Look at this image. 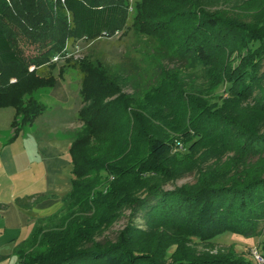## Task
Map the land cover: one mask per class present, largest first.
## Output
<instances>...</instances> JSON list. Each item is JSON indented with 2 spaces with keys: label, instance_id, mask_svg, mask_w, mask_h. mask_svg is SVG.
I'll list each match as a JSON object with an SVG mask.
<instances>
[{
  "label": "trees",
  "instance_id": "16d2710c",
  "mask_svg": "<svg viewBox=\"0 0 264 264\" xmlns=\"http://www.w3.org/2000/svg\"><path fill=\"white\" fill-rule=\"evenodd\" d=\"M126 1L0 0V109L15 108L16 135L45 109L32 94L55 86L53 58L69 41L125 32ZM162 1L138 4L133 28L156 39L169 60L200 68L211 85L200 89L180 70L166 74L161 91L145 98L146 117L133 97L124 101L121 94L116 102L106 100L109 95L94 98L91 83L114 94L119 89L108 68L81 62L82 96L89 105L80 112L86 127L72 142V188L62 198V209L38 219L30 237L15 247L17 264H253L231 251L200 253L194 244L214 248L223 234L260 233L263 170L235 178L233 166L232 174L219 176L215 162L230 135L238 142L244 139L248 153L264 149L254 148L264 144V26H255L237 10H209L204 0H186L184 9L171 12ZM13 13L27 32L25 41L36 48L32 55L16 46L9 29ZM32 65L40 72L31 73ZM46 66L48 76L41 74ZM203 93L208 94L202 103ZM118 117L125 118L120 131L103 130ZM155 118L170 120L172 132L150 123ZM176 140L186 142L187 152L177 150ZM194 172V184L163 188ZM47 198L28 196L16 203L32 210ZM126 210L128 222L116 239L97 240ZM254 214H259L256 224ZM140 215L143 226L136 223ZM7 258L0 255V262Z\"/></svg>",
  "mask_w": 264,
  "mask_h": 264
},
{
  "label": "rangeland",
  "instance_id": "374dc122",
  "mask_svg": "<svg viewBox=\"0 0 264 264\" xmlns=\"http://www.w3.org/2000/svg\"><path fill=\"white\" fill-rule=\"evenodd\" d=\"M144 1L145 0L126 1L130 5V10L125 32L117 34L114 37L102 36L94 40L83 39L66 43L64 51L52 60V63L56 64L55 70L51 73L56 80L55 86L53 88H41L35 90L32 94V98L45 107L38 119H49L52 118L53 115L59 114L64 118L65 122H68L66 123L68 126L65 131L66 135H70L74 140L80 133H82L86 124L80 119V112L89 104L86 105L82 96L83 78L85 74L80 68L81 62L91 64L94 67L97 66V64H100L101 69L108 68L111 71L110 74L112 75L115 84H117V88L119 89V92L114 94L111 93V91H108V89L105 90L104 88L97 86L95 83H91L89 84L88 89L94 93V98H103L104 96L109 95L106 96L108 97L106 100L116 102L115 100L118 101L117 98L121 94L124 95V101L126 100L125 97H133L137 101H140V115H145L146 117L149 113L145 111V105L147 104L145 98L146 96L153 95V92L155 94L156 91H161V88L164 86L166 74L180 70L187 76V78L190 77L192 80L196 81L198 88L208 90L211 82L207 81L205 74H202L200 68L196 70L191 69L189 65L184 64V62L169 60L164 54H162L161 47L156 43V39L133 28V22L137 14V5H141ZM204 2L209 10H237L238 12H242L245 16H248L255 26H264V0H204ZM185 3L186 0H163L161 4L169 10L168 12H171L174 9H184L186 7ZM9 29L15 40L16 46L24 50L27 56L36 52V48L32 45L29 46V43L25 41L27 32H23V26L15 18L14 13L9 17ZM171 53H173V50L170 51V54ZM236 55L237 52L235 53V56ZM242 55L247 56V51H242ZM239 62L240 59H238L235 64H238ZM46 68L47 66L41 74H47L49 70ZM36 69V66L32 65L29 71L31 73H35L36 71L40 72V70ZM58 82H61V84L66 86V90L71 96L70 103L68 106L66 105V107H62V104L60 103L58 104V107H56L50 100V93L56 87ZM30 87L31 86H29V88ZM207 94L208 93H203L201 95L202 99L200 102H206ZM29 99L30 97L26 96L25 102ZM136 107L138 106L135 105V109ZM124 122V117L111 119L108 121V126L105 129L103 128V130L107 131V129L113 127L115 131H120ZM150 123L155 124L156 127L161 129L163 127L164 130L166 129L172 132V128L169 126L170 120L163 123V121L161 122L155 118L153 120L150 119ZM263 123L264 118L260 126L262 132H264ZM103 135L104 133L102 134V137ZM230 137L232 138L229 139L230 142L237 143H233L234 145H232L229 142L226 149L220 154L217 162H215V172L219 176H221V173L227 174L229 172L232 174L233 166H235V171L233 173L235 178L242 177L243 173L249 174L253 177L256 175L258 176L260 175L261 170H263L262 176L264 177V153L262 151L264 149H257L256 151L254 149V151L248 153V151L245 150V145L247 144L244 139H240L238 142L235 134L230 135ZM185 144L186 142L183 140L175 141L178 151L187 152V148L184 149L186 146ZM240 145H242L241 148ZM258 146L264 148V144H256L254 148H258ZM237 163L240 164L239 168L237 167ZM245 168L246 170H243ZM72 176V179H74L73 170ZM196 181V173H188L176 182L164 184L163 188L165 190H173L174 188L185 184H194ZM129 214L130 211L126 210L122 218L112 228L106 230L102 235H99L97 240H115L118 232L126 226ZM253 217V224H256L259 214H254ZM136 223L141 226L144 225L145 220L143 215H140L136 219ZM258 224L257 228L260 232L258 235L244 237L234 233H228L221 235V237L215 241L214 248L199 244L197 240L195 241L196 243L194 246H196L200 253L207 252V250H212L214 253L235 252L239 256L242 255L246 257L247 260L251 261L253 264H259L253 257V250L258 249L264 258V217L260 223L258 221ZM173 251L174 249H172L170 253ZM14 263V260H10L6 262L2 261L0 264Z\"/></svg>",
  "mask_w": 264,
  "mask_h": 264
},
{
  "label": "crops",
  "instance_id": "0c3cea01",
  "mask_svg": "<svg viewBox=\"0 0 264 264\" xmlns=\"http://www.w3.org/2000/svg\"><path fill=\"white\" fill-rule=\"evenodd\" d=\"M50 95L56 107L70 103L71 96L61 82ZM15 118V108L0 109V255L8 257L5 262L17 264L15 247L30 237L35 222L62 209V198L72 188L74 165L73 138L65 134L68 122L61 115L39 118L18 135L13 127ZM36 195L48 198L32 210L16 203L19 198Z\"/></svg>",
  "mask_w": 264,
  "mask_h": 264
},
{
  "label": "built area",
  "instance_id": "2783aa9c",
  "mask_svg": "<svg viewBox=\"0 0 264 264\" xmlns=\"http://www.w3.org/2000/svg\"><path fill=\"white\" fill-rule=\"evenodd\" d=\"M253 257L259 264H264V258L258 249L253 250Z\"/></svg>",
  "mask_w": 264,
  "mask_h": 264
}]
</instances>
